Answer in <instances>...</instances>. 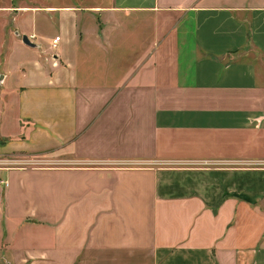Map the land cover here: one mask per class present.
<instances>
[{
	"label": "crops",
	"instance_id": "0c3cea01",
	"mask_svg": "<svg viewBox=\"0 0 264 264\" xmlns=\"http://www.w3.org/2000/svg\"><path fill=\"white\" fill-rule=\"evenodd\" d=\"M13 23L0 137L6 109L24 139L0 150L50 164L0 167V264H264V0H100Z\"/></svg>",
	"mask_w": 264,
	"mask_h": 264
},
{
	"label": "rangeland",
	"instance_id": "374dc122",
	"mask_svg": "<svg viewBox=\"0 0 264 264\" xmlns=\"http://www.w3.org/2000/svg\"><path fill=\"white\" fill-rule=\"evenodd\" d=\"M100 0H0V18H4L8 22V33H12L14 30L13 21L15 18V14L21 10V8H42L47 5H63V4H76L81 6H89L98 4ZM52 29L49 30L50 36H53ZM17 54L11 56V62H15ZM6 109L3 113V121L6 119L8 121L6 135L8 137H0L1 140H11L12 146L15 145L14 142H23L22 135H18L16 137L14 134L13 128V118L9 113H5ZM8 116V117H7ZM10 119V120H9ZM7 123V122H6ZM9 125V126H8ZM10 133V134H9ZM4 134V133H2ZM46 161V157L42 155H32L29 150L26 149H4L0 150V167L6 166H45L48 165ZM6 184V183H4Z\"/></svg>",
	"mask_w": 264,
	"mask_h": 264
},
{
	"label": "water",
	"instance_id": "95a60500",
	"mask_svg": "<svg viewBox=\"0 0 264 264\" xmlns=\"http://www.w3.org/2000/svg\"><path fill=\"white\" fill-rule=\"evenodd\" d=\"M22 42L28 46H34V43H32L26 35H22Z\"/></svg>",
	"mask_w": 264,
	"mask_h": 264
},
{
	"label": "built area",
	"instance_id": "2783aa9c",
	"mask_svg": "<svg viewBox=\"0 0 264 264\" xmlns=\"http://www.w3.org/2000/svg\"><path fill=\"white\" fill-rule=\"evenodd\" d=\"M58 40V37H55V39L53 40V43H56Z\"/></svg>",
	"mask_w": 264,
	"mask_h": 264
}]
</instances>
